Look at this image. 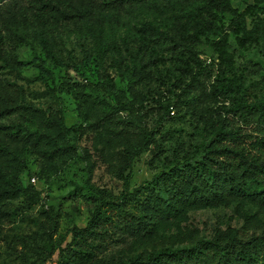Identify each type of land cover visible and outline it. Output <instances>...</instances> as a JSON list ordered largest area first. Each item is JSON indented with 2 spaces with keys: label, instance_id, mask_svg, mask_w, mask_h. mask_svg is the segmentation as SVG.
Returning <instances> with one entry per match:
<instances>
[{
  "label": "rangeland",
  "instance_id": "1",
  "mask_svg": "<svg viewBox=\"0 0 264 264\" xmlns=\"http://www.w3.org/2000/svg\"><path fill=\"white\" fill-rule=\"evenodd\" d=\"M105 1L0 0V109H12L0 118V197L9 202V209L0 204V264H54L94 208L88 184L131 190L170 162L199 158L195 146L226 119L255 126L232 119L231 110L264 91V0H229L235 18L205 10L209 0ZM170 26L200 41L190 52L159 50L151 70L128 57L130 44L151 43L152 28ZM224 36L219 56L211 43ZM56 119L70 129L60 131ZM177 191L150 186L142 194L147 230L108 231L110 254L217 233L264 235V205L249 197L198 205ZM256 264H264V251Z\"/></svg>",
  "mask_w": 264,
  "mask_h": 264
},
{
  "label": "trees",
  "instance_id": "2",
  "mask_svg": "<svg viewBox=\"0 0 264 264\" xmlns=\"http://www.w3.org/2000/svg\"><path fill=\"white\" fill-rule=\"evenodd\" d=\"M146 1L106 0L104 4L136 5ZM213 7L237 17L229 0H209L205 10L212 11ZM201 15L192 16L205 18ZM224 39L225 36L211 43L219 56L225 53ZM237 39L244 43V36H237ZM199 41L197 32L184 34L173 26L164 30L152 28L151 43L130 44L128 57L134 59L132 55H138L141 65L151 70V66L159 61V50L171 55L190 52L191 46ZM3 44L4 38L0 34V58L4 57ZM235 85L242 86L238 82ZM30 93L37 95L33 90ZM241 101L232 108V119L238 118L245 125L254 122L255 126L247 129L226 119L212 137L195 146V153H201L199 158L170 162L153 175L148 184L119 194L88 184L86 190L94 208L85 226L72 228L71 238L59 248L54 264H256L264 251V235L243 239L217 233L213 238L198 239L189 245L162 247L127 257L111 255V242L106 238L108 231L118 227H128L135 232L147 230L143 221L147 218L144 209L149 199L142 198V194L150 186L178 189L173 194L180 195L183 203L226 204L233 199L249 197L264 205V91L253 100L243 97ZM10 111L12 109L1 108L0 118ZM56 123L62 132L70 129L61 119H56ZM9 192L3 190V194ZM0 204L9 209V202L1 197Z\"/></svg>",
  "mask_w": 264,
  "mask_h": 264
},
{
  "label": "built area",
  "instance_id": "3",
  "mask_svg": "<svg viewBox=\"0 0 264 264\" xmlns=\"http://www.w3.org/2000/svg\"><path fill=\"white\" fill-rule=\"evenodd\" d=\"M30 180H31V181H34V180H35V177H34V176H31V177H30Z\"/></svg>",
  "mask_w": 264,
  "mask_h": 264
}]
</instances>
